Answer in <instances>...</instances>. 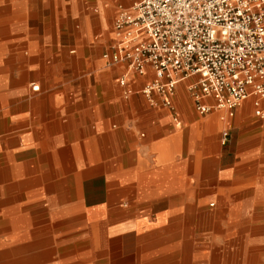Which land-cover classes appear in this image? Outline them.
<instances>
[{
	"label": "rangeland",
	"instance_id": "obj_1",
	"mask_svg": "<svg viewBox=\"0 0 264 264\" xmlns=\"http://www.w3.org/2000/svg\"><path fill=\"white\" fill-rule=\"evenodd\" d=\"M101 12L98 0H0V137L5 134L7 120H11L9 128L13 136L10 146H0V224L6 225L0 226V264H12L20 258H25L27 264H175L180 258L179 249L185 242L193 247L191 264H264V199L263 219L259 223L258 218H253L259 216V206L251 209L245 197L239 193L220 197L205 195L198 202L196 214L185 213L186 205L179 203H194L199 195L209 192L208 190L200 194L152 197L159 199L158 202L153 201L151 210L140 213L132 208V204L127 206L131 197L126 195L121 207L132 210L135 215H119L115 206L107 211L83 208L81 195L76 190L81 180L72 182V195L66 197V202L60 205H50L54 201L50 200L49 204L50 195L47 192L37 194L43 192L44 184L39 179L42 165L34 162L37 159L36 133L33 131L35 126L28 131L27 143L19 141V135L25 133V126L21 127L20 123L21 108L28 107L30 112L37 103L38 89L33 92L34 84L31 83L41 88L38 74L43 68L40 64L39 67L38 63L41 62L38 61L36 51L32 50L37 45L48 48L60 45L67 50L68 55L79 56L77 50L80 51L81 45L85 44L96 46L102 58L101 53L112 49L119 37L113 28L118 11L110 19L102 17ZM97 21L103 27L101 24L98 26ZM111 33L115 40L111 39ZM74 49L77 53L70 54ZM50 56V52L45 58L41 54L40 59L48 64L52 61ZM102 60L105 62L103 58ZM113 68L114 66L109 67L110 70ZM88 70L89 67L83 65L81 73H87ZM124 72L122 69L120 73ZM21 80L25 82L29 92H20L18 81ZM117 83L121 86L119 79ZM126 88L127 84L123 86L124 90ZM233 119L234 139L229 143L225 141V145L218 143L221 172L219 179L214 181L215 188L210 191H233L238 189L237 182L242 181L244 188L256 187L264 192V155H261L262 151L258 148L261 145L264 147V128L257 127L258 132H254L262 140L246 145L242 140L244 134H251V127L264 126V118L253 115L251 99H247L238 106ZM28 125H34L33 117L29 119ZM8 162H11L10 170L8 167L1 170V163L5 166L9 165ZM21 162L26 164L22 177L18 176L20 172L13 171L14 164ZM234 163L236 167L233 178L232 173H227V169L228 164ZM9 182L12 184L11 190L7 191L3 186ZM107 184L109 192L116 191L114 180H108ZM233 202H239V211L232 219L225 209L226 205L232 208ZM4 204L10 210L5 215V222ZM163 208L166 210L160 211ZM133 215L140 218L138 229L146 230L139 232L140 234L134 231L123 234L124 244L119 250L120 238L115 234L120 229L113 225L123 217L131 222L133 218L130 217ZM128 235L129 243H132L129 247L133 245L130 252L125 250ZM141 235V238H137ZM240 248H244V251ZM123 255L126 256L122 257ZM34 259L36 263L33 262Z\"/></svg>",
	"mask_w": 264,
	"mask_h": 264
},
{
	"label": "crops",
	"instance_id": "obj_2",
	"mask_svg": "<svg viewBox=\"0 0 264 264\" xmlns=\"http://www.w3.org/2000/svg\"><path fill=\"white\" fill-rule=\"evenodd\" d=\"M98 3L102 9L101 16L110 19L121 7H128L131 0H98ZM100 24L97 21V25ZM111 34V39L115 40L113 33ZM32 51H36L38 61L41 62L38 65L48 71L42 70L38 74L41 88L31 83L38 86L37 103L30 112L28 107L21 108L20 123L21 127L25 126V133L19 135V141L22 144L27 143L28 131L35 126L33 131L36 133L37 159L34 162L42 165V175L39 179L44 184L43 192L37 194L47 192L50 195L49 204L54 201L50 205L65 203V198L72 195V182L77 180L82 181L76 190L78 195H81L83 208L107 211L115 206L119 215L134 214L132 210L121 207L126 195L131 197L127 206L132 204V208L140 213L151 210L153 201L158 202L159 199L152 197L200 194L208 190L209 192L199 195L194 203H178L186 205L185 213L196 214L198 202L205 195L220 197L239 193L245 197L251 209L259 206V216L253 218H258L261 223L264 199V192L261 190L256 187L244 188L241 181L237 182L238 189L233 191H210L215 188L214 181L219 179L221 172L218 143L225 145L234 139L235 120L232 118L238 107L232 117H228L224 109H212L202 115L197 113L194 99L187 87L188 83L194 80V76L186 77L176 84L171 97L172 107L165 106L162 96L156 92H152L154 102H151L140 92V88L153 77L149 64L146 66V73L142 75L129 73L127 86L132 92L125 96L123 86L117 83L123 76V73H120L124 69L123 62L107 64L99 56L98 48L93 45H81L80 51L77 50L79 56L75 54L76 49L70 52L75 55H68L67 50L60 45H52L49 48L37 45ZM48 52L51 53L52 61L45 64L40 55L45 58ZM83 65L89 67L88 72L84 74L81 73ZM110 66L114 68L110 70ZM18 84L21 93L29 92L24 81H18ZM247 99H251L252 106V98ZM208 101L211 102L212 99L208 98ZM32 117L34 125L29 126V119ZM10 125L11 120H7L5 134L0 137V146L8 147L13 142ZM257 127L264 128L263 125L251 127V134L243 135L245 145L262 140L261 136L254 134L258 132ZM225 131L227 139L226 143H222ZM14 136L18 139L17 135ZM258 148L262 151L261 155H264L263 145ZM8 164L4 166L1 163V170L6 167L10 170L11 162ZM26 164H14L13 171L20 172L18 176L22 177ZM228 166L227 173H232L234 178L236 165L234 163ZM108 180L115 181V192H109ZM11 185L9 182L3 189L10 191ZM111 195L113 196L110 197ZM7 211L10 210L7 204H4L3 222L6 221ZM202 213L201 211L200 215ZM134 215L130 217L133 218L131 222L123 217L113 225L120 229L115 234L120 238L119 250L124 244L123 234L130 231L140 234L139 232L146 230L138 229L140 218H135ZM253 218L251 216V219ZM129 238L128 235L126 252H130L133 247H129ZM124 256L126 255L122 257Z\"/></svg>",
	"mask_w": 264,
	"mask_h": 264
},
{
	"label": "built area",
	"instance_id": "obj_3",
	"mask_svg": "<svg viewBox=\"0 0 264 264\" xmlns=\"http://www.w3.org/2000/svg\"><path fill=\"white\" fill-rule=\"evenodd\" d=\"M113 28L119 40L102 58L123 62L120 85L149 64L153 77L140 92L151 102L156 92L172 107L176 84L194 76L187 87L197 113L224 109L232 117L251 97L253 114L264 118V0H131Z\"/></svg>",
	"mask_w": 264,
	"mask_h": 264
},
{
	"label": "bare ground",
	"instance_id": "obj_4",
	"mask_svg": "<svg viewBox=\"0 0 264 264\" xmlns=\"http://www.w3.org/2000/svg\"><path fill=\"white\" fill-rule=\"evenodd\" d=\"M32 89L33 90H37L38 89V86L34 85L32 86ZM232 195V194H231ZM230 195V196H231ZM237 198V196H236ZM216 200V199H215ZM232 200V198H231ZM223 202L225 203L226 201L223 200ZM216 204V203H215ZM234 206L232 208L228 207V205H226V209H225V212H227L228 214H231V217L232 219L234 217H236V214L237 212L239 211V208H238V204L239 202H233ZM217 223V222H216ZM19 224V222H18ZM251 225V224H250ZM95 230V229H94ZM236 232V231H235ZM234 232V233H235ZM231 233V232H230ZM226 235V234H225ZM100 237V236H99ZM239 239V238H238ZM244 239V238H242ZM93 240V239H92ZM100 240V239H99ZM226 240V239H225ZM229 240V239H228ZM107 242V241H106ZM239 242V241H238ZM119 243V242H118ZM131 243V241H130ZM242 243L243 240H242ZM26 244V243H25ZM239 244V243H238ZM241 245V244H239ZM106 246V245H105ZM110 246V245H109ZM238 246V245H237ZM250 246V245H249ZM242 247V246H241ZM192 245L189 243V242H185V244H183L181 246V248L179 249V252H180V258L178 259L179 261L176 262L175 264H191L192 262V258L194 257L192 254H191V250H192ZM233 249V248H232ZM244 248H240V250L242 251ZM118 251V250H117ZM206 250H204L205 252ZM244 251V250H243ZM242 251V252H243ZM115 252V251H114ZM10 259V258H9ZM209 259V258H208ZM238 259V258H237ZM259 260V259H258ZM34 263H36V259L33 260ZM237 263H238V260H237ZM261 263V262H260ZM12 264H27V260H25V258H20V259H16L12 262ZM203 264V263H202ZM214 264V263H213Z\"/></svg>",
	"mask_w": 264,
	"mask_h": 264
}]
</instances>
